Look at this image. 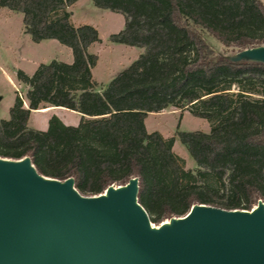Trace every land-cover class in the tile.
Returning a JSON list of instances; mask_svg holds the SVG:
<instances>
[{
    "label": "trees",
    "instance_id": "trees-1",
    "mask_svg": "<svg viewBox=\"0 0 264 264\" xmlns=\"http://www.w3.org/2000/svg\"><path fill=\"white\" fill-rule=\"evenodd\" d=\"M76 1L0 0L22 14L33 42L55 39L72 52L71 62L52 59L31 75L17 70L27 106L17 95L0 119V156L28 155L39 173L71 176L84 195L137 176L138 202L155 224L195 202L225 209L264 202V63L232 62L201 36L237 50L264 44V0H92L124 17L111 41L143 48L105 87L91 73L97 29L70 21ZM48 106L77 112L78 123L51 115L46 129L29 126L31 111ZM169 106L210 123L208 131L176 132L194 169L173 152V137L145 128L149 113Z\"/></svg>",
    "mask_w": 264,
    "mask_h": 264
},
{
    "label": "water",
    "instance_id": "water-1",
    "mask_svg": "<svg viewBox=\"0 0 264 264\" xmlns=\"http://www.w3.org/2000/svg\"><path fill=\"white\" fill-rule=\"evenodd\" d=\"M224 57L264 63V44ZM137 193V176L84 195L28 155L0 156V264H264L261 198L250 209L195 202L155 224Z\"/></svg>",
    "mask_w": 264,
    "mask_h": 264
},
{
    "label": "rangeland",
    "instance_id": "rangeland-1",
    "mask_svg": "<svg viewBox=\"0 0 264 264\" xmlns=\"http://www.w3.org/2000/svg\"><path fill=\"white\" fill-rule=\"evenodd\" d=\"M67 11L74 25L91 24L98 31L100 40L93 43L89 51L97 55V62L91 73L99 87H105L117 71L127 66L143 51L142 47L113 42L109 39L110 34L123 28L124 17L121 13L98 8L92 0H77L67 7ZM201 36L216 54L225 56L237 50L236 47L222 45L205 32L201 33ZM52 59L71 62L72 52L69 47L55 39L33 42L23 30L22 14L0 7V119L9 117V109L17 95L22 98L23 105L27 106L24 98L25 87L17 81V70L20 69L31 75L40 63H47ZM48 109L43 107L37 109L38 112L30 113L29 126L37 128L40 119L45 117L49 119L51 115H58L62 119L77 117L76 112L69 109L45 112ZM144 124L148 132L159 131L166 138L173 137L172 150L182 159L185 169L196 167L185 146L178 140L176 132L208 131L210 123L206 119L193 116L187 109L180 110L169 106L158 112L149 113L144 119Z\"/></svg>",
    "mask_w": 264,
    "mask_h": 264
},
{
    "label": "crops",
    "instance_id": "crops-1",
    "mask_svg": "<svg viewBox=\"0 0 264 264\" xmlns=\"http://www.w3.org/2000/svg\"><path fill=\"white\" fill-rule=\"evenodd\" d=\"M48 110L45 111V112H48L50 110H57V111H65L64 109L66 108H62V107H58V106H48ZM39 109V108H38ZM33 112H38L37 109L35 110H32L31 111V114H33ZM45 112H41V113H45ZM30 114V115H31ZM72 114V113H71ZM77 114V117L76 118H73V117H66L65 119H62L60 116L56 115L64 124H67V125H76L79 121V117L80 115L76 112ZM30 119H31V116H30ZM47 121H48V118L45 117V118H42L40 119L39 121V127H37V129H45L47 127ZM32 127V126H31ZM33 128H36V127H33Z\"/></svg>",
    "mask_w": 264,
    "mask_h": 264
}]
</instances>
